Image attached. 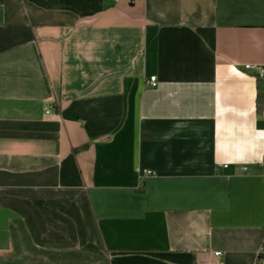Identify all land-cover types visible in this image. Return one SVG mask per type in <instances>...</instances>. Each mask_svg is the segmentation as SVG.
Listing matches in <instances>:
<instances>
[{"label": "crops", "instance_id": "crops-1", "mask_svg": "<svg viewBox=\"0 0 264 264\" xmlns=\"http://www.w3.org/2000/svg\"><path fill=\"white\" fill-rule=\"evenodd\" d=\"M245 64L264 0H0V264H264Z\"/></svg>", "mask_w": 264, "mask_h": 264}, {"label": "built area", "instance_id": "built-area-1", "mask_svg": "<svg viewBox=\"0 0 264 264\" xmlns=\"http://www.w3.org/2000/svg\"><path fill=\"white\" fill-rule=\"evenodd\" d=\"M243 69L245 71H251L255 74V76L258 78V79H262L264 78V67L260 66V65H254V64H245L243 66ZM149 85L150 86H155L156 85V78L154 76H152L149 81H148ZM46 113L49 112V109H46L45 111ZM261 165H262V168H263V172H262V179H263V182H264V157L262 159V162H261ZM226 165H224L225 167ZM146 173H149V171H146ZM215 255H220L219 252H216ZM264 259V239L262 240L258 250H257V263L261 262L262 260Z\"/></svg>", "mask_w": 264, "mask_h": 264}, {"label": "trees", "instance_id": "trees-1", "mask_svg": "<svg viewBox=\"0 0 264 264\" xmlns=\"http://www.w3.org/2000/svg\"><path fill=\"white\" fill-rule=\"evenodd\" d=\"M256 111L258 113H264V97L261 94L256 98Z\"/></svg>", "mask_w": 264, "mask_h": 264}]
</instances>
